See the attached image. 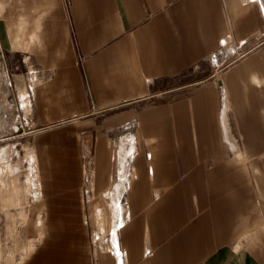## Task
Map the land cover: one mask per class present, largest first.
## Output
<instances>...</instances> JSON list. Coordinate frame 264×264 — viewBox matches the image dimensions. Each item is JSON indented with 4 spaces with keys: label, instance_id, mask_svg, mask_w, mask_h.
<instances>
[{
    "label": "crops",
    "instance_id": "crops-1",
    "mask_svg": "<svg viewBox=\"0 0 264 264\" xmlns=\"http://www.w3.org/2000/svg\"><path fill=\"white\" fill-rule=\"evenodd\" d=\"M29 71L0 264H264V0H0L2 81Z\"/></svg>",
    "mask_w": 264,
    "mask_h": 264
},
{
    "label": "rangeland",
    "instance_id": "rangeland-1",
    "mask_svg": "<svg viewBox=\"0 0 264 264\" xmlns=\"http://www.w3.org/2000/svg\"><path fill=\"white\" fill-rule=\"evenodd\" d=\"M22 75L24 84L22 81V85L14 87L12 78L4 83L0 72V245L8 244L11 256L13 253L22 255L29 243H21L19 234L24 228V216L10 213L13 208L17 212L18 207L24 205L26 193L34 190L37 184L35 160L30 148L36 128L29 112V88L34 73L29 71ZM20 196L21 202L15 201ZM103 239L105 243L107 238L104 235L93 237L96 241Z\"/></svg>",
    "mask_w": 264,
    "mask_h": 264
},
{
    "label": "built area",
    "instance_id": "built-area-1",
    "mask_svg": "<svg viewBox=\"0 0 264 264\" xmlns=\"http://www.w3.org/2000/svg\"><path fill=\"white\" fill-rule=\"evenodd\" d=\"M206 60L215 61L214 57H209V58H206ZM29 89H30V88H29Z\"/></svg>",
    "mask_w": 264,
    "mask_h": 264
},
{
    "label": "bare ground",
    "instance_id": "bare-ground-1",
    "mask_svg": "<svg viewBox=\"0 0 264 264\" xmlns=\"http://www.w3.org/2000/svg\"><path fill=\"white\" fill-rule=\"evenodd\" d=\"M114 232V231H113ZM119 259V258H118Z\"/></svg>",
    "mask_w": 264,
    "mask_h": 264
}]
</instances>
